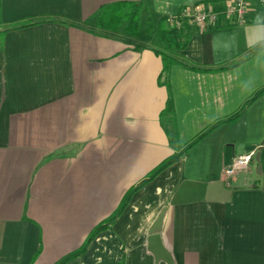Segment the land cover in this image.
<instances>
[{
  "label": "crops",
  "instance_id": "0c3cea01",
  "mask_svg": "<svg viewBox=\"0 0 264 264\" xmlns=\"http://www.w3.org/2000/svg\"><path fill=\"white\" fill-rule=\"evenodd\" d=\"M119 1L138 5L137 33L97 26L100 7ZM231 1L0 0V264H56L79 249L127 189L264 87L259 2L241 23L182 19L174 43L162 26ZM145 22L164 29L165 50L145 41ZM162 51L174 59L167 82ZM168 98L175 144L160 119ZM248 153L246 168L225 175ZM163 209L174 264H264V93L139 186L63 264H167L147 248Z\"/></svg>",
  "mask_w": 264,
  "mask_h": 264
},
{
  "label": "trees",
  "instance_id": "16d2710c",
  "mask_svg": "<svg viewBox=\"0 0 264 264\" xmlns=\"http://www.w3.org/2000/svg\"><path fill=\"white\" fill-rule=\"evenodd\" d=\"M128 21L127 25L125 27V30L130 34L137 33L138 30V5L136 3H131L128 1H119L114 3H109L102 5L98 11L97 14V26L106 30L116 31L121 23L123 21ZM164 22V21H163ZM35 23V21L30 22H24L21 23L15 28H20L24 26H28L30 24ZM178 29L173 28L172 30H169V32L173 33V43L178 41V35H177ZM159 34L161 35V39L164 40V29H160ZM166 40V39H165ZM167 42H169L167 40ZM172 43V42H171ZM180 48L183 46V44L177 45ZM162 58L164 60V66L160 75V79H162L163 82H167V73L169 65L174 62V59H172L169 55H167L164 51L161 53ZM183 66H185L188 69L192 70H204L203 68L190 65L188 63L181 62ZM264 93V87L257 90L251 97L240 107L237 111H235L233 114L229 115L228 117L224 119H220L208 127L204 132L196 136L188 145H186L184 148H182L179 151H174L168 156H166L161 162H159L155 167H153L147 174V176L141 180L137 185L131 186L129 189H127L118 204L117 208L114 210V212L106 219L100 221L90 232L86 240L84 241L83 245L77 249L76 251L70 253L69 255L65 256L62 260H60L56 264H63L66 261H68L71 258H74L81 253H83L88 246L90 245L92 239L96 236L97 233L102 231L103 229L108 228L119 216L123 208L127 205L131 195L138 189L139 186H141L144 182L152 179L157 174H159L162 170H164L169 165L176 162L184 153H186L187 149L190 147L191 144L195 143L197 140H199L203 135H205L207 132H209L211 129H213L215 126L221 123L230 122L234 119H236L247 107V105L253 101L255 98H257L259 95ZM162 126L164 127L168 138L172 144L176 143L177 140V131H176V123H175V115H174V108L172 104L171 98H168L166 100V105L160 115Z\"/></svg>",
  "mask_w": 264,
  "mask_h": 264
},
{
  "label": "built area",
  "instance_id": "2783aa9c",
  "mask_svg": "<svg viewBox=\"0 0 264 264\" xmlns=\"http://www.w3.org/2000/svg\"><path fill=\"white\" fill-rule=\"evenodd\" d=\"M252 1H257L261 5L264 17V0H232L220 10H206L201 5L192 9H184L179 15L168 17L169 25L179 27L182 19H191L199 26H206L216 22L220 15L229 17L235 23L245 20ZM253 159V153L238 155L232 158L231 162L224 169L225 175H233L237 170L246 168Z\"/></svg>",
  "mask_w": 264,
  "mask_h": 264
},
{
  "label": "water",
  "instance_id": "95a60500",
  "mask_svg": "<svg viewBox=\"0 0 264 264\" xmlns=\"http://www.w3.org/2000/svg\"><path fill=\"white\" fill-rule=\"evenodd\" d=\"M164 213L165 209H163L158 215L149 231L147 248L151 251L156 261L162 260L167 264H174L172 256L170 252L164 247L160 236Z\"/></svg>",
  "mask_w": 264,
  "mask_h": 264
},
{
  "label": "rangeland",
  "instance_id": "374dc122",
  "mask_svg": "<svg viewBox=\"0 0 264 264\" xmlns=\"http://www.w3.org/2000/svg\"><path fill=\"white\" fill-rule=\"evenodd\" d=\"M128 21H123L120 29H124L126 23ZM168 24V23H167ZM165 23L162 24L163 28L168 30L169 28L172 29V25L170 26L169 24L167 25ZM150 25V26H149ZM159 25L158 23H144V27L141 29V34L143 35V38H146V42H149L150 44H152L153 46H158L160 49L165 50L166 49V45H168L163 39H161V35L158 34V30H159ZM168 52H171V49L167 50Z\"/></svg>",
  "mask_w": 264,
  "mask_h": 264
}]
</instances>
